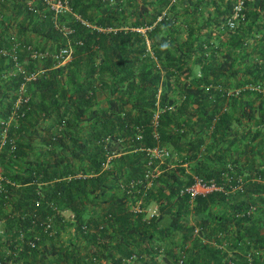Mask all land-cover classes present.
<instances>
[{
  "label": "trees",
  "instance_id": "16d2710c",
  "mask_svg": "<svg viewBox=\"0 0 264 264\" xmlns=\"http://www.w3.org/2000/svg\"><path fill=\"white\" fill-rule=\"evenodd\" d=\"M67 1L57 27L43 0H0V46L46 51H17L31 80L0 55V264H264V0L232 28L236 0ZM192 175L222 190L189 199Z\"/></svg>",
  "mask_w": 264,
  "mask_h": 264
},
{
  "label": "built area",
  "instance_id": "2783aa9c",
  "mask_svg": "<svg viewBox=\"0 0 264 264\" xmlns=\"http://www.w3.org/2000/svg\"><path fill=\"white\" fill-rule=\"evenodd\" d=\"M43 1L46 7L52 10L53 23L55 26L58 27V21L56 20L55 16L59 13L69 10L68 1L67 0H43ZM241 4H242V0H236L235 3L233 4V12L226 19V25L228 28H232L235 24L236 17L241 15V12H240ZM75 16L78 17L77 15ZM79 19L80 21L85 22L81 18ZM10 39L12 41L8 46H0V55L7 56L12 61V64L15 68H17L19 65L17 51L20 48L24 49L26 54L32 58H43L46 55L45 50L33 48L31 44L29 43H19L13 35H10ZM70 50L71 49L69 46L59 47L57 50L51 53V57L55 59L58 63H62L69 57ZM37 73H38L37 69L25 71L24 74H22V78L24 80H31L35 78ZM16 93H17L16 97L13 100L11 107H10V113L8 115L9 118H13L14 116H17L18 114L21 115V113L23 112L22 110L19 109V106L20 104L26 102L28 98V95H26L25 93L23 81L18 85ZM149 151L154 156H162L163 154H166V150L163 148L153 147ZM152 171H153L152 169H146V171L144 172V177L149 178L150 176H152L153 174ZM262 181H264V176H263ZM137 182L138 181L135 179H129L127 183L125 184V186H129L132 188L135 186ZM214 190H222L221 186L218 185L214 179L212 178L204 179L198 175H192L190 181L184 184L180 188V193L186 194L189 197V199H192L197 195H203V194H206ZM154 212H155V207L153 208L152 211L148 213V215H151ZM166 264H182V262L180 259H177L173 263L167 262Z\"/></svg>",
  "mask_w": 264,
  "mask_h": 264
},
{
  "label": "crops",
  "instance_id": "0c3cea01",
  "mask_svg": "<svg viewBox=\"0 0 264 264\" xmlns=\"http://www.w3.org/2000/svg\"><path fill=\"white\" fill-rule=\"evenodd\" d=\"M255 36H258V34L257 33H255L254 34ZM248 40L249 41H253V45L254 44H257V40H256V38H253V37H249L248 38ZM11 41V40H10ZM18 41V40H17ZM245 41H247V39L245 40ZM10 44V43H9ZM249 45H250V43H249ZM246 51H248V52H243V51H241V53L242 54H244V53H248V55L250 56L252 53H254V51H256V47L255 48H251V49H248V50H246ZM237 55H238V53H236V54H234V56H236L237 57ZM19 57H20V62H19V65H18V67L17 68H15L14 66H13V64H11V67L13 68V71L12 70H10V73H13V72H18L19 74H24V72L25 71H29L31 68H35V69H37L38 70V72H42L43 71V67H41V66H31L32 64H29V61H26V59H25V56L24 55H19ZM238 67H239V65H238ZM194 71H195V74H198V69L196 70V67H194ZM256 87H258V85H256ZM260 87V86H259ZM260 88H263V87H260ZM258 126H260V125H258ZM254 127H257V125L255 124V122H254V120H249V121H244V119L242 118V120H240V122L239 123H236L235 125H234V128H236L237 130V132H241V133H246L248 130H250V131H252L253 129H254ZM261 127V126H260ZM229 137H231V135H229ZM252 143H254L253 144V146L254 147H257V145H256V139H253L251 142H250V144H252ZM237 146L240 148L241 147V144L240 143H238L237 144Z\"/></svg>",
  "mask_w": 264,
  "mask_h": 264
},
{
  "label": "rangeland",
  "instance_id": "374dc122",
  "mask_svg": "<svg viewBox=\"0 0 264 264\" xmlns=\"http://www.w3.org/2000/svg\"><path fill=\"white\" fill-rule=\"evenodd\" d=\"M184 1L186 2V0H184ZM250 45H252V43H250ZM133 207H137V208H139V210L143 211L145 214H148L155 207V203L154 202H151L147 206H141L140 203H139V200H136V202L134 203ZM167 220H168V218L167 217H164V218L161 219V222L162 223L163 222H167ZM66 235H67V232L66 231H62V233L60 235V238L63 239Z\"/></svg>",
  "mask_w": 264,
  "mask_h": 264
}]
</instances>
